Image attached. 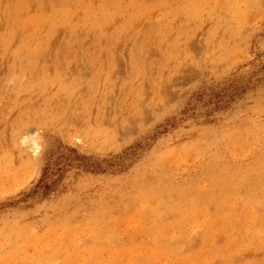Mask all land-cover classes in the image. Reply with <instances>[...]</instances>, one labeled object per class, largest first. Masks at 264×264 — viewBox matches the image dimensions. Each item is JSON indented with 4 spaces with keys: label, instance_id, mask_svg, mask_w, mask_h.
Masks as SVG:
<instances>
[{
    "label": "rangeland",
    "instance_id": "1",
    "mask_svg": "<svg viewBox=\"0 0 264 264\" xmlns=\"http://www.w3.org/2000/svg\"><path fill=\"white\" fill-rule=\"evenodd\" d=\"M0 264H264V0H0Z\"/></svg>",
    "mask_w": 264,
    "mask_h": 264
},
{
    "label": "trees",
    "instance_id": "2",
    "mask_svg": "<svg viewBox=\"0 0 264 264\" xmlns=\"http://www.w3.org/2000/svg\"><path fill=\"white\" fill-rule=\"evenodd\" d=\"M241 86L237 84V82H231L224 88L221 92H215L210 97L211 99L208 100V103L212 101L216 104V107H223L221 101L223 97H228L229 100L234 98L236 95L241 93L243 90L242 88L239 89ZM221 103V104H220ZM75 152V151H74ZM83 158V156H80ZM59 169H56L55 172L49 170L48 167L43 169V174L41 175L40 179L38 180L35 188L33 189V194L45 196L52 188L55 187L59 180ZM57 175L53 178L54 175Z\"/></svg>",
    "mask_w": 264,
    "mask_h": 264
}]
</instances>
